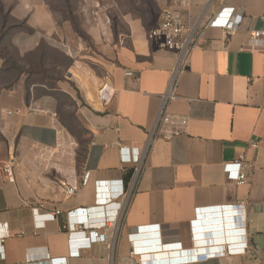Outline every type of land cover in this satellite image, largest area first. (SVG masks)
I'll return each mask as SVG.
<instances>
[{
	"label": "crops",
	"instance_id": "obj_1",
	"mask_svg": "<svg viewBox=\"0 0 264 264\" xmlns=\"http://www.w3.org/2000/svg\"><path fill=\"white\" fill-rule=\"evenodd\" d=\"M1 4L0 264H264V39L254 37L264 30V0ZM168 9L196 30L184 70L179 53L150 36ZM225 9L233 30L211 26ZM40 63L47 75L36 74ZM36 77L59 79L32 83L28 97ZM176 82L165 110L189 123L180 136L150 143ZM38 86L48 94L36 97ZM57 91L76 102L85 139L62 125ZM240 154L250 165L242 185L225 172ZM140 164L117 221L127 176ZM65 182L79 192L67 197ZM100 204L112 219L99 232L112 237L88 243L81 231L99 228L90 223L105 215ZM232 247L244 249L227 253Z\"/></svg>",
	"mask_w": 264,
	"mask_h": 264
},
{
	"label": "built area",
	"instance_id": "obj_2",
	"mask_svg": "<svg viewBox=\"0 0 264 264\" xmlns=\"http://www.w3.org/2000/svg\"><path fill=\"white\" fill-rule=\"evenodd\" d=\"M178 1L183 6L187 4L188 0H178ZM233 13H234L233 10H229V11L227 9L223 10L220 13V16L211 23V26L233 30L235 25L233 22H231ZM221 15H225L227 17L224 20H221L220 19ZM150 36L151 38L157 40L162 47L176 50L180 56L179 59L180 67L183 70L188 68L190 62V56L197 44L196 30L187 25V23L184 21L182 14L179 11L168 9L165 12H163L162 16L160 17V21L158 25L150 31ZM254 37L256 39H264V30L255 32ZM128 74L131 75V73ZM176 90H177V82L172 85L170 91L164 96V101H165L164 108L160 114V117L156 125L154 126L153 130L150 133V143L154 142L155 140L161 137H164L167 140H171L180 136L184 132V130L186 129L189 123L188 119L186 118H178L177 119L178 121L176 122L174 118L171 115H168L165 110L166 108L165 105L167 106V104L172 99L176 98ZM254 146L256 145L254 144ZM248 168H250V165L247 163L246 155L240 154L232 162L226 164L225 172L231 180L235 181L239 185H242L247 180L246 171ZM5 170L8 177H13V169L11 166H7ZM141 172H142V165L140 164L134 169L129 182L125 185L124 190L121 192L122 197H126V201L123 208H121L120 210L116 209L117 221L118 219H121L123 217L124 212L127 209L129 202L131 201L135 188L138 184ZM87 178L88 176L85 177L86 180ZM62 187L67 197L77 194L80 190L79 185L70 184L68 182L63 183ZM103 201H107V199L99 198L97 200V202L99 203H103ZM109 201L111 200H108V202ZM106 205L107 204L97 205L95 209L102 208L103 210H105ZM77 212L79 214L85 213L84 210H80V209L77 210ZM59 214L60 212H57V214L52 216L51 219H55ZM111 219L112 218L107 216V210H105L104 216L98 217L90 223V225L99 228H94L90 230L88 233H86L82 218H80L79 222H81V224H79V228H81V230L84 229L81 232L84 233L86 242L97 243V242L108 241L109 238L112 237V235L109 234L108 232L100 233L99 230L102 227H106L111 222ZM238 248L239 249H235L234 247H232L229 251L227 250V253L244 249L242 247H238ZM208 257H211V255L209 254L196 255L192 259H187L186 261L199 262L203 258L207 259Z\"/></svg>",
	"mask_w": 264,
	"mask_h": 264
},
{
	"label": "rangeland",
	"instance_id": "obj_3",
	"mask_svg": "<svg viewBox=\"0 0 264 264\" xmlns=\"http://www.w3.org/2000/svg\"><path fill=\"white\" fill-rule=\"evenodd\" d=\"M63 66L69 65V62L62 61L60 62ZM60 74V73H58ZM59 76V75H58ZM29 84L32 83H43L49 85H54L53 81H49L47 79L41 78H34L28 80ZM36 97H43V95L48 94V90L44 87H37L34 89ZM54 97L56 98V107H57V114L59 115L60 121L62 125L71 133H74L79 139H85V132L84 129L77 117V105L76 102L71 98V96L67 95L62 91H57L53 93Z\"/></svg>",
	"mask_w": 264,
	"mask_h": 264
},
{
	"label": "trees",
	"instance_id": "obj_4",
	"mask_svg": "<svg viewBox=\"0 0 264 264\" xmlns=\"http://www.w3.org/2000/svg\"><path fill=\"white\" fill-rule=\"evenodd\" d=\"M1 7H2V4H1V0H0V8ZM12 27H14V26H12ZM2 54H3L4 58L6 59L7 65L10 66V68H16V62H15L16 58H15L14 53L11 52L8 48L3 47L2 48ZM40 56H41V58H46V56H49V54H48V52H45L44 54H41ZM51 56L54 57L58 62H62V61L63 62L64 61L68 62L64 56L59 55L58 53H55L54 55H51ZM32 65L38 67V70H37L36 74L38 73V75H45V74L47 75V68H46L47 65H46V63L32 64ZM37 78L38 77H36V79ZM32 79H34V78H32ZM41 79H44V78H41ZM58 79L59 78H57L56 80H52L53 83H55V81H58ZM29 87H30V84L28 86V95H27L28 97L30 95ZM130 176H132L131 172H129V174L127 176V181L129 180Z\"/></svg>",
	"mask_w": 264,
	"mask_h": 264
}]
</instances>
